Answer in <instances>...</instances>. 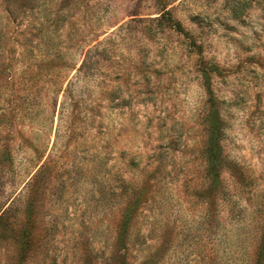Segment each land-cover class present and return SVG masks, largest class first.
I'll list each match as a JSON object with an SVG mask.
<instances>
[{
  "label": "rangeland",
  "instance_id": "obj_1",
  "mask_svg": "<svg viewBox=\"0 0 264 264\" xmlns=\"http://www.w3.org/2000/svg\"><path fill=\"white\" fill-rule=\"evenodd\" d=\"M0 264H264V0H0Z\"/></svg>",
  "mask_w": 264,
  "mask_h": 264
},
{
  "label": "trees",
  "instance_id": "obj_2",
  "mask_svg": "<svg viewBox=\"0 0 264 264\" xmlns=\"http://www.w3.org/2000/svg\"><path fill=\"white\" fill-rule=\"evenodd\" d=\"M220 136H213V128H209V142H208V158L212 161H217L219 158L218 152L214 151V147H218Z\"/></svg>",
  "mask_w": 264,
  "mask_h": 264
}]
</instances>
